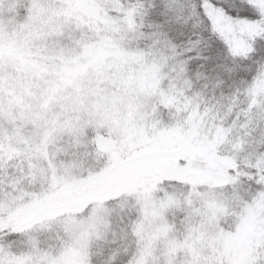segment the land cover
Listing matches in <instances>:
<instances>
[{
  "label": "snow or ice",
  "instance_id": "snow-or-ice-1",
  "mask_svg": "<svg viewBox=\"0 0 264 264\" xmlns=\"http://www.w3.org/2000/svg\"><path fill=\"white\" fill-rule=\"evenodd\" d=\"M0 264H264V0H0Z\"/></svg>",
  "mask_w": 264,
  "mask_h": 264
}]
</instances>
